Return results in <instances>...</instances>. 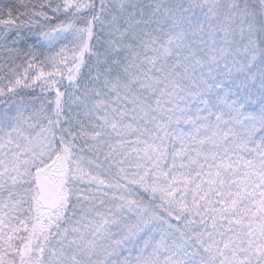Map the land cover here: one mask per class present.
Returning <instances> with one entry per match:
<instances>
[{
    "label": "snow or ice",
    "instance_id": "6c2138e0",
    "mask_svg": "<svg viewBox=\"0 0 264 264\" xmlns=\"http://www.w3.org/2000/svg\"><path fill=\"white\" fill-rule=\"evenodd\" d=\"M0 264H264V0H0Z\"/></svg>",
    "mask_w": 264,
    "mask_h": 264
}]
</instances>
